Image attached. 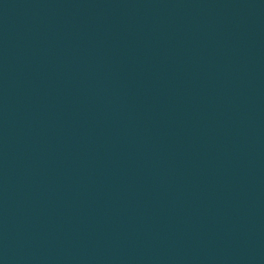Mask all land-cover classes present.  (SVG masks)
<instances>
[{
  "label": "water",
  "instance_id": "95a60500",
  "mask_svg": "<svg viewBox=\"0 0 264 264\" xmlns=\"http://www.w3.org/2000/svg\"><path fill=\"white\" fill-rule=\"evenodd\" d=\"M0 181L136 264H264V0H0Z\"/></svg>",
  "mask_w": 264,
  "mask_h": 264
}]
</instances>
